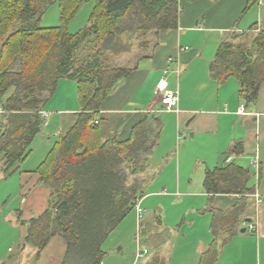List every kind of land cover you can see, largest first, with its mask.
<instances>
[{
	"label": "trees",
	"instance_id": "16d2710c",
	"mask_svg": "<svg viewBox=\"0 0 264 264\" xmlns=\"http://www.w3.org/2000/svg\"><path fill=\"white\" fill-rule=\"evenodd\" d=\"M90 1L0 0V110L5 122L0 173L5 178L18 172L33 152L47 123L42 112L60 80L77 84L80 112L36 170L51 195L46 211L27 222L24 242L39 259L50 241L60 237L66 244L61 264L103 263L104 244L145 195L149 158L164 130L162 118L146 114L127 136L116 133L103 142L100 113L133 71L116 59L136 47L144 53L153 32L177 30L182 11L181 0H97L87 26L70 33L71 21ZM54 5L60 25L43 28L41 21ZM209 77L219 84L237 79L245 106L255 105L264 83V31L235 33L220 43ZM243 152L237 142L226 158ZM251 179L250 170L236 163L206 173L208 194L239 199L225 212L210 207L213 240L198 264H217L222 246L239 233L256 190Z\"/></svg>",
	"mask_w": 264,
	"mask_h": 264
},
{
	"label": "crops",
	"instance_id": "0c3cea01",
	"mask_svg": "<svg viewBox=\"0 0 264 264\" xmlns=\"http://www.w3.org/2000/svg\"><path fill=\"white\" fill-rule=\"evenodd\" d=\"M96 1L91 0L81 9L80 13L88 12V21ZM181 8L178 29L148 35V49L138 56L135 66H129L132 73L101 109L103 142L116 133L127 136L146 114L157 115L164 123L161 141L149 158L146 192L139 202L144 221H139L135 212L137 248L130 258H125L123 242H115L106 249L107 240L104 250L108 258L103 263L135 264L137 250L144 248L149 254L140 260L141 264H198L200 255L213 240L210 207L225 212L239 199L208 194L204 188L206 173L236 163L250 170V185L256 190L239 233L222 246L217 264H264V83L257 103L246 107L239 96L237 79L219 84L209 77V67L220 43L235 33L264 31V0H181ZM163 78L170 89L179 92L177 111H167L161 98L154 94ZM229 84L234 86L228 87ZM79 112V103L73 110L59 111L60 118L51 130L55 142L72 127ZM42 115L48 120L47 128V108ZM64 117L68 119L65 122ZM4 123L0 110V135ZM237 142L243 144V154L227 159L226 154ZM46 157L35 161L29 156L20 170L8 178L0 173V264H61L64 259L66 244L60 237L50 241L39 259L33 249L24 247L27 222L46 211L51 195L36 173ZM186 199L191 203L187 204L188 216L179 218L177 210L170 212L173 215L166 213L164 202L170 201L173 209ZM188 217L189 231L175 248L172 239L180 235L179 220L188 222ZM191 231L189 249L187 239ZM17 244L18 252L12 255L14 250L10 246Z\"/></svg>",
	"mask_w": 264,
	"mask_h": 264
},
{
	"label": "rangeland",
	"instance_id": "374dc122",
	"mask_svg": "<svg viewBox=\"0 0 264 264\" xmlns=\"http://www.w3.org/2000/svg\"><path fill=\"white\" fill-rule=\"evenodd\" d=\"M77 16L71 21L69 25V32L72 34L77 33L78 31H80V29H83L88 24L89 14L87 11L79 13ZM59 25H60V13H59L58 7L54 5L47 12V14L43 17L41 21V26L43 28H48V27L51 28V27H56ZM147 38H148L147 41L149 42V36H147ZM141 51L142 50H139L136 47L131 54H127V55L120 57L119 59H116L117 63L124 68L129 67V66H135L136 61H137L136 59L138 58V56H140V54H142ZM232 82H235V84H238V82L235 80ZM231 86H234V85L233 84L228 85V87H231ZM76 107H78L77 84L71 80H66V79L60 80L59 86L57 88L55 95L50 98L49 102L47 103L45 107L50 113L49 126L47 128L45 126L42 134L38 136V138L35 140L34 146H33L34 151L30 155L31 159L35 161L43 159L45 156H47L48 146H50L51 148L54 146L56 139L52 136L53 132L51 130L55 128V125L57 124V121L60 118V116L58 115L59 111H64L66 109L73 110ZM66 120L68 119L64 117V122ZM241 164L243 166H249L248 162H242ZM187 204H191V203L186 199L180 202L179 206L176 207L177 209L176 208L172 209V205L170 201L164 202L163 205L168 215H173L170 212L174 213V211L177 210L179 212L178 215L180 218V216H183V215L188 216L190 214V212L187 210V207H188ZM142 221L144 220L142 219L141 222ZM186 221L188 222H183V220L181 219L179 220L180 235L179 236L177 235L172 239V241L174 242L175 248L179 246L177 244V241L184 238L187 235V232L189 231L188 223L190 222V218L188 217ZM135 225H136V216H135V211H134L127 217V219L123 222V224L110 236V238L108 239V242L105 245V248L106 249L108 247L111 248L115 242L121 241L123 242V245L121 247H122V250L124 251L125 258H130L134 254L137 248V239L139 240L138 237L136 238V236H138V231L137 229L135 230ZM189 234H190V237L187 239V242H188L187 244L190 249L192 231ZM145 243L146 241L143 240L142 247L146 245ZM147 245L150 246V244H147ZM10 247L12 248V250H14L12 255H15L18 252V244L16 246L11 245ZM151 247H155V246L154 245L152 246L151 244ZM106 258L108 257L106 256Z\"/></svg>",
	"mask_w": 264,
	"mask_h": 264
},
{
	"label": "built area",
	"instance_id": "2783aa9c",
	"mask_svg": "<svg viewBox=\"0 0 264 264\" xmlns=\"http://www.w3.org/2000/svg\"><path fill=\"white\" fill-rule=\"evenodd\" d=\"M169 61H172L171 59ZM168 71L165 72L167 74ZM154 94L161 98L162 105L167 111H177L179 105V92L176 90L170 89L168 81L163 78L158 86L156 87ZM244 112V109L241 110ZM98 124V122H96ZM254 163H257L256 161ZM258 202L261 201L260 196L257 194L255 195ZM135 212L137 214L138 220H141L144 215V211L140 206V203L136 206ZM250 229H253L251 226ZM149 254V251L144 248H139L136 253L135 264H138L140 260L145 258ZM104 264V263H101Z\"/></svg>",
	"mask_w": 264,
	"mask_h": 264
},
{
	"label": "water",
	"instance_id": "95a60500",
	"mask_svg": "<svg viewBox=\"0 0 264 264\" xmlns=\"http://www.w3.org/2000/svg\"><path fill=\"white\" fill-rule=\"evenodd\" d=\"M247 222H249L250 220H246ZM245 232V230H242V233H244Z\"/></svg>",
	"mask_w": 264,
	"mask_h": 264
}]
</instances>
